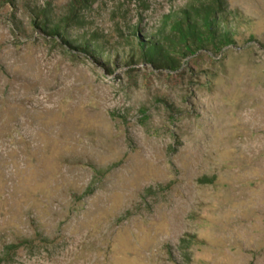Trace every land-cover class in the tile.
<instances>
[{"label":"rangeland","instance_id":"1","mask_svg":"<svg viewBox=\"0 0 264 264\" xmlns=\"http://www.w3.org/2000/svg\"><path fill=\"white\" fill-rule=\"evenodd\" d=\"M82 1L0 0V264H264V0L175 71L195 0Z\"/></svg>","mask_w":264,"mask_h":264},{"label":"trees","instance_id":"2","mask_svg":"<svg viewBox=\"0 0 264 264\" xmlns=\"http://www.w3.org/2000/svg\"><path fill=\"white\" fill-rule=\"evenodd\" d=\"M73 1L69 18L77 20L78 10L75 7L85 1ZM224 6V0H195V3L180 15L176 14L164 20L163 29L151 37L150 41L142 44L143 56L156 69L175 71L180 68V59L186 55H195L199 51H211L216 54L221 52L232 44L229 33L221 28L225 20ZM42 18L43 21L39 25L43 32L52 35L66 32L65 29L59 31L56 24L48 20L47 13L43 14ZM168 27L169 31H167ZM6 249L5 255L0 258V263L7 260L6 256L10 255L13 246Z\"/></svg>","mask_w":264,"mask_h":264}]
</instances>
